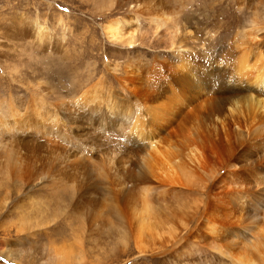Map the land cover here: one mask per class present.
<instances>
[{"label": "bare ground", "instance_id": "bare-ground-1", "mask_svg": "<svg viewBox=\"0 0 264 264\" xmlns=\"http://www.w3.org/2000/svg\"><path fill=\"white\" fill-rule=\"evenodd\" d=\"M88 1L98 14L112 11L119 3V0ZM183 4L184 0H135L129 11L138 17L174 15ZM255 13L258 18L264 16V0ZM120 22L107 28L111 39L122 38ZM261 25L240 35L243 40L253 35L255 42L249 46V54L254 58L252 61L246 58L235 70L203 55L197 60L192 57L190 60L195 62L190 64L185 58L187 54L176 50L174 54L183 60L179 66L167 64L161 70L155 66V74L143 72L142 76L119 79L125 96L141 102L150 115L153 112L149 107L156 97L167 92L174 100L184 102V110L178 117L187 136L180 142L181 148L172 142L178 127L174 126L175 116L167 113L157 114L156 124L149 121L150 127L154 125L150 134L145 133L149 124L141 110L126 123L118 142L133 159L124 160V164L106 158L100 151L78 149L67 156L65 138L71 134L55 125L59 121L58 104H49L48 114L40 118L35 115L33 120L21 115L15 118L12 111L1 114L0 136L6 139L0 138V187L30 188V212L21 213L15 221L19 231L38 235L40 229L43 231L42 228L67 216L66 223L82 225L71 228L76 242L84 241L83 230L87 242L92 244L90 250L101 261L110 256L120 258L133 242L138 254L129 258L131 262L143 260L147 252L152 255L157 252L167 261L182 257L178 264H264V26ZM207 65L211 71H207ZM251 69L256 72L248 73ZM213 71L220 72L215 79L217 84L212 82L214 78L205 79ZM202 74L206 77L201 78ZM163 84L167 86L162 88ZM104 97L79 99L82 101L75 105V112L97 111L105 105L106 114H115L119 107L117 97L115 94ZM128 115L123 113L121 119H128ZM157 132L166 136L157 139ZM35 141L41 142L47 156L41 153L44 148L35 147ZM144 150L148 154L142 157ZM222 170L224 174L220 173ZM195 192H202L203 197L199 198ZM119 197L123 206L113 216L109 207ZM41 251V258L34 254L36 251L18 250L10 254L20 264H79L83 253Z\"/></svg>", "mask_w": 264, "mask_h": 264}, {"label": "rangeland", "instance_id": "rangeland-1", "mask_svg": "<svg viewBox=\"0 0 264 264\" xmlns=\"http://www.w3.org/2000/svg\"><path fill=\"white\" fill-rule=\"evenodd\" d=\"M134 3L135 0H119L115 9L98 14L93 11L92 3L88 0H0V117L1 114L8 115L12 111L15 118L21 115L33 120L36 119L35 115L39 118L46 116L49 104H58L59 121L55 123L58 128L55 127L71 134L70 138L68 135L65 138L67 156L78 149L100 151L106 158L124 164V160L133 159V155L126 153L124 145L118 142L122 129L128 125L126 123H130L129 120L141 110L140 113L149 124L145 133L150 134L154 125L151 124L150 127L149 121L156 124L157 114L167 113L175 116L174 126L179 128L175 130L172 142L181 148L180 142H184L187 136L179 121L181 118L178 117L184 110V102L174 100V96L167 92L160 95L162 97H156L149 107L153 112L150 115L141 102L125 96L119 79L142 76L143 72L155 74L156 67L159 66L161 70L167 64L176 63L175 66H179L183 60L174 54L176 50L187 54L185 58L190 64L195 62L190 60L192 57L197 60L203 55L202 57L207 56L206 59H216L230 70L238 68L246 58L252 61L254 57L249 53L255 42L254 37L252 35L249 40H243L241 36L251 32L255 26H264V16L258 18L255 13L260 8L261 0H184L185 4L176 10L177 14L139 17L129 11ZM116 21H121L119 27L122 38L111 39L107 28ZM243 52L246 54L243 55ZM145 68L152 71L148 72ZM206 68L211 71L210 65ZM255 72V69L248 71L251 74ZM219 73L213 71L209 77L202 74L201 78H214L212 82L217 84L215 79L220 76ZM166 86L167 84H163L162 88ZM111 94H115L119 101L115 114H106L105 105L97 111L91 112L89 109L88 113L75 112V105L82 100L91 96L97 97L96 99L105 96V99ZM42 104L44 105L39 107ZM123 113H129L128 119H121ZM93 130L101 136H97ZM158 134L157 139L166 136L165 133ZM72 137L79 143H73L75 140ZM0 138L6 139L5 136ZM34 143L36 148H44L40 141ZM165 144L171 145L170 142ZM142 152V157L148 154L145 153L148 150ZM41 153L47 156L45 148ZM220 173L224 174V170ZM201 189L202 192L205 191L204 188ZM29 191L27 185L20 190L11 186L0 187V264H20L10 254L18 250L36 251L34 254L41 258L42 249L54 251H49L51 254L62 250H65L62 251L65 254L69 251V255L83 252L79 264H178L177 261L182 259L176 256L167 261L157 252L154 256L152 252H147L143 260L131 262L132 256L138 254L131 242L126 254H120V258L110 256L101 261L95 257L97 253L90 250L92 244L89 241L88 244L83 230L81 235L84 241L76 242L71 228L82 225L78 222L66 223L67 216L48 228H42L43 231L40 229L38 235L29 231L21 233L15 221L21 213L30 212L32 203ZM202 192L195 194L201 198ZM122 206L121 197L114 200L109 207L112 215L115 213L116 216Z\"/></svg>", "mask_w": 264, "mask_h": 264}]
</instances>
